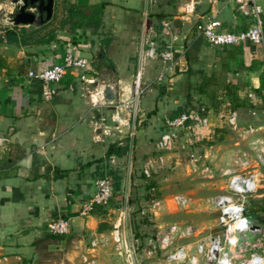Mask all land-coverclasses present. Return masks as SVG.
Returning a JSON list of instances; mask_svg holds the SVG:
<instances>
[{
  "label": "crops",
  "instance_id": "0c3cea01",
  "mask_svg": "<svg viewBox=\"0 0 264 264\" xmlns=\"http://www.w3.org/2000/svg\"><path fill=\"white\" fill-rule=\"evenodd\" d=\"M183 1L65 0V27L27 45L0 43V56L7 60L0 65V258L4 261L23 264L45 246L51 251L54 244L44 242L46 227L59 218L69 220L73 233L95 230L96 214L81 216V206L94 193L97 179L108 176L123 157L133 158L138 141L125 129L120 135H104L106 126L114 132L113 109L95 94L110 86L115 102L129 97L144 41L171 46L176 57L173 64L161 59L146 64L145 84L158 86L142 96L144 118L178 105L168 115L173 117L185 112L181 107L191 105L193 98L205 110L209 125L219 109L223 114L228 111L226 120L234 112L239 115L245 107L236 104L243 99H252L259 107L255 91L264 93V47L248 43L212 47L195 30L206 18L220 21L224 31L244 30L249 20L236 11L233 0H196L194 14L182 20ZM256 1L264 11V0ZM72 8L77 14L69 11ZM68 53L87 59L88 66L67 71L56 86L57 94L44 102L41 83L28 73L61 64ZM254 128L264 130V124Z\"/></svg>",
  "mask_w": 264,
  "mask_h": 264
},
{
  "label": "rangeland",
  "instance_id": "374dc122",
  "mask_svg": "<svg viewBox=\"0 0 264 264\" xmlns=\"http://www.w3.org/2000/svg\"><path fill=\"white\" fill-rule=\"evenodd\" d=\"M12 8L10 0H0L1 32L10 28L4 16ZM66 9L65 0H55L52 21L33 39H43L63 28ZM30 29L27 28L25 34L31 33ZM2 40L0 38V43ZM157 86L144 84L142 96L147 89L154 90ZM176 107H164V111L161 108V111L159 109L157 113L148 114L145 118L139 113L132 134L138 137L133 158L123 157L107 172L113 186L119 184V189L115 191L113 187V196L108 205L92 212L98 219L95 230L82 229V232L76 233L70 230L65 236H53L54 239L46 237L44 242L53 243L55 247H51V251L46 246L41 248L35 257L25 258L23 264H84L85 256L93 259L95 264H190L187 258L173 262L168 260V256L180 248L189 249L188 254H191L199 241L222 236L223 230L217 223L218 212L209 207L208 200L225 194L227 178L222 177L221 172L232 169L233 154L239 150L250 152L252 147L249 142L254 138H264L263 129L248 134L241 131L263 125L264 116L259 110H240L236 121L239 130L233 131L221 109L219 112L213 110L210 125L207 128L193 125L185 130L182 133V144L167 154L162 169L151 178H145L142 166L146 159L156 154L155 143L164 131L163 119L174 112ZM200 108V103L194 98L191 105L181 107L192 115L200 112ZM187 140L192 143L189 144ZM191 155L200 158L196 164V172L192 168ZM178 195L187 199L185 208L178 209L174 206L173 198ZM246 200L248 209L255 216H261L264 208V181L260 182L257 191ZM152 201H160V208H153ZM249 219L257 223L255 218ZM173 225L180 229L174 235L173 243L164 249L154 250L149 240H155L160 232L167 233ZM94 239L101 240L95 248L91 246ZM222 242L225 245V238ZM226 247L239 255L237 247H230L228 243ZM252 252L253 248L248 247L240 255L248 256ZM3 262L9 264L10 260L0 258V264ZM15 262L21 264V261Z\"/></svg>",
  "mask_w": 264,
  "mask_h": 264
},
{
  "label": "built area",
  "instance_id": "2783aa9c",
  "mask_svg": "<svg viewBox=\"0 0 264 264\" xmlns=\"http://www.w3.org/2000/svg\"><path fill=\"white\" fill-rule=\"evenodd\" d=\"M236 11L249 20L246 29L240 31H224L222 24L215 18H206L197 23L196 33L203 37L212 47H232L242 43L253 46L264 47L263 29V8L256 0H233ZM196 0H184L182 3L181 19L194 14ZM167 28L169 24L163 23ZM6 30L0 31V38L4 39ZM161 59L164 63L173 64L176 60L171 46L159 47L154 40H146L142 43L137 55L136 70L133 77V84L129 97L119 101H110L109 105L113 109L111 121L115 123L114 132L106 126L103 133L106 136L122 134L125 129L132 136L135 124L140 113V99L143 94L145 67L149 60ZM88 66L85 58L74 56L68 53L64 56L62 63L53 65L38 73L30 71L28 76L41 83V96L44 102H49L57 94L56 86L62 81L69 70H84ZM164 74L157 78L161 81ZM84 82L87 80L82 76ZM100 100H103L102 92L96 93ZM237 114L234 112L228 117V124L233 131L239 130L236 123ZM195 125L198 128H207L209 120L204 109L197 114L190 112H180L173 117L165 118L162 122L164 131L160 133L155 143L156 154L145 160L142 166V175L151 178L162 169L167 154L181 145L183 141L182 133ZM245 134L256 132L257 129L249 127L248 130H241ZM246 136V135H245ZM189 144L191 140H187ZM252 147L250 152L237 151L231 159L232 169L222 170L221 176L226 177L225 194L216 196L208 200L209 207L218 212L217 223L222 228V236L207 238L199 241L191 254L188 250L180 248L169 254L168 260L178 262L187 258L190 264H264V225L250 221L246 215L248 209L247 198L254 194L261 181H264V138H254L249 142ZM254 147V148H253ZM200 158L191 155L193 171L196 172V164ZM113 185L108 176L97 179L94 183V193L83 203L79 214L86 216L91 214L98 207H105L113 196ZM176 208H185L188 204L183 195L173 198ZM160 201H152L153 208H160ZM258 226L255 228L253 226ZM47 233L52 236H65L70 232L69 220L59 218L51 221L46 227ZM180 229L170 226L167 233L160 232L155 240H149V244L155 250L164 249L173 243V237L179 233ZM189 232V230H187ZM223 237V238H222ZM253 238L251 241L250 238ZM225 238V245L222 239ZM99 239H94L91 246L95 248ZM237 247L239 255L232 253L228 247ZM252 247L253 252L248 256L240 255L244 248ZM84 264H95L93 259H83Z\"/></svg>",
  "mask_w": 264,
  "mask_h": 264
},
{
  "label": "water",
  "instance_id": "95a60500",
  "mask_svg": "<svg viewBox=\"0 0 264 264\" xmlns=\"http://www.w3.org/2000/svg\"><path fill=\"white\" fill-rule=\"evenodd\" d=\"M13 8L4 16L10 27L40 29L47 26L53 19L55 0H10ZM103 100L114 101L110 86L102 91ZM258 228V226H253Z\"/></svg>",
  "mask_w": 264,
  "mask_h": 264
},
{
  "label": "trees",
  "instance_id": "16d2710c",
  "mask_svg": "<svg viewBox=\"0 0 264 264\" xmlns=\"http://www.w3.org/2000/svg\"><path fill=\"white\" fill-rule=\"evenodd\" d=\"M69 11L76 13V8H72ZM95 15H97V12L95 13ZM262 19H263V16H262ZM94 21H96V19H94ZM76 26H78V25L73 24V27H76ZM26 29L27 28H22V27H10L6 30V33H5L3 40H5V42H7L8 44H19V43H21V44L27 45L29 42L35 41V39H33V37H35L37 35V33L43 29V27L40 29L31 28L30 29L31 33H29V34H25ZM263 29H264V19H263ZM6 61H7L6 58L0 56V65H1V62H6ZM249 91H252V90H249ZM255 93H256V97L260 101L258 108L255 107L252 99H249V98L243 99L241 101V103L236 104V107L240 106V107H245V108L250 109V110H259V112L261 111L262 115L264 116V93L260 90L255 91ZM225 115H228V111L225 112ZM125 151H126V149H125ZM111 153H112V151L110 148L108 155ZM109 178H110L112 185H113V181H112L110 176H109ZM113 187H114V190L117 191L119 189V184H115V186H113ZM103 208L104 207H98L95 210H102ZM246 215L249 216L251 219L255 218L258 224L264 225V208L262 209V215L261 216H255L254 212L251 211L250 209L246 210ZM47 235H48L47 238L54 239V237L52 235H50L49 233H47Z\"/></svg>",
  "mask_w": 264,
  "mask_h": 264
}]
</instances>
